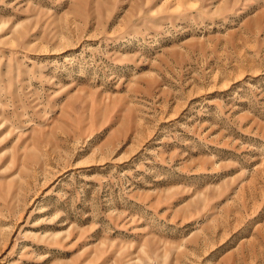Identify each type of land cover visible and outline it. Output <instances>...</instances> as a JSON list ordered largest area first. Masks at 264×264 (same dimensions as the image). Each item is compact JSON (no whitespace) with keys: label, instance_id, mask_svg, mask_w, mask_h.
<instances>
[{"label":"rangeland","instance_id":"obj_1","mask_svg":"<svg viewBox=\"0 0 264 264\" xmlns=\"http://www.w3.org/2000/svg\"><path fill=\"white\" fill-rule=\"evenodd\" d=\"M0 264H264V0H0Z\"/></svg>","mask_w":264,"mask_h":264}]
</instances>
